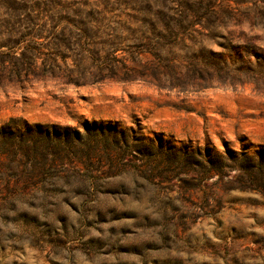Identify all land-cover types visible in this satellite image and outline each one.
<instances>
[{"label": "rangeland", "instance_id": "374dc122", "mask_svg": "<svg viewBox=\"0 0 264 264\" xmlns=\"http://www.w3.org/2000/svg\"><path fill=\"white\" fill-rule=\"evenodd\" d=\"M40 2L0 0V127L80 139L65 157H27L0 135V264H264V57L221 31L160 60L119 50L112 76L68 23L28 30ZM231 3L249 16L236 33L264 48V0Z\"/></svg>", "mask_w": 264, "mask_h": 264}, {"label": "trees", "instance_id": "16d2710c", "mask_svg": "<svg viewBox=\"0 0 264 264\" xmlns=\"http://www.w3.org/2000/svg\"><path fill=\"white\" fill-rule=\"evenodd\" d=\"M122 1L117 8L112 5L100 9L93 0H41L40 5L34 8L35 15L29 19L31 26L28 30L32 29V25L43 29L47 23L53 27L68 23L77 31L79 41H84L86 46L81 47L87 56L99 69L109 70L112 76L116 73V63L120 61L117 56L119 50L139 49L138 52H148L154 59L160 60L161 51L176 45L179 40L197 39L198 36L214 38L221 31L227 33L222 36L228 40L229 48L239 55L247 53L264 57V48L258 42L263 41L261 35L243 31L236 33L235 27L242 25L249 16L241 13L231 0H138L143 6H139L135 0ZM235 3L240 4L239 1ZM117 9L120 13L116 12ZM124 13L127 19L122 17ZM124 29H128L130 34L125 36ZM34 35L40 37V33ZM241 37H245V40H241ZM124 41L127 42L125 46ZM91 43L99 45V48L94 49ZM151 68L155 74L158 65H152ZM124 77H127L126 74ZM17 121L19 119L11 117L0 127V135H9L12 142L16 139L27 157H37L38 154L43 157L49 154L65 157L68 151L63 144L80 139V134L72 137L69 126L40 123L24 125ZM12 124H16L15 130L10 129ZM52 126L65 129V134ZM100 129L104 132V125ZM108 129L110 133L119 132L114 126H108ZM35 136L37 139H34ZM38 138H44L47 144L38 146ZM6 146L3 144L0 147L1 153L9 151V146ZM69 146L74 147L71 144ZM209 162L210 171L214 172H220L226 165L211 159Z\"/></svg>", "mask_w": 264, "mask_h": 264}]
</instances>
